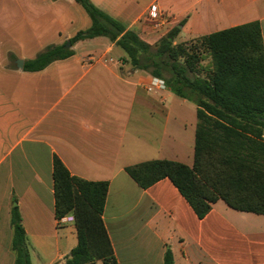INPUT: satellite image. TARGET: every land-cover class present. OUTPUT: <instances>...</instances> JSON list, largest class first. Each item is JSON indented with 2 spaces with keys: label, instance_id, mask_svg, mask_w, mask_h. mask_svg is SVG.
Returning <instances> with one entry per match:
<instances>
[{
  "label": "crops",
  "instance_id": "crops-1",
  "mask_svg": "<svg viewBox=\"0 0 264 264\" xmlns=\"http://www.w3.org/2000/svg\"><path fill=\"white\" fill-rule=\"evenodd\" d=\"M91 1L151 45L181 23L175 43L252 21L264 42V0ZM152 9L165 17L161 28L148 22ZM91 25L75 0H0V264H15L14 208L32 264H66L77 245L75 220L55 214V156L72 175L109 182L102 218L118 264H165L168 250L173 264H264V214L220 199L199 218L170 178L142 188L125 170L156 159L188 164L192 100L169 87L148 91L155 76L107 36L71 44V56L42 70L25 68Z\"/></svg>",
  "mask_w": 264,
  "mask_h": 264
},
{
  "label": "trees",
  "instance_id": "trees-1",
  "mask_svg": "<svg viewBox=\"0 0 264 264\" xmlns=\"http://www.w3.org/2000/svg\"><path fill=\"white\" fill-rule=\"evenodd\" d=\"M75 1L90 15L92 25L70 38L71 44L107 36L123 48L126 61L164 79L175 94L197 105L192 166L156 159L129 165L126 172L142 188L170 178L199 218L220 199L236 210L264 214V42L260 23L252 21L175 43L181 23L151 45L91 0ZM72 54L66 44L53 46L26 61L25 68L42 70ZM206 58L210 63L203 66ZM53 180L56 217L73 214L77 229L78 243L67 255L66 264H118L102 218L109 182L72 175L57 156ZM12 224L15 264H32L18 208L12 211ZM164 262L173 264L171 250Z\"/></svg>",
  "mask_w": 264,
  "mask_h": 264
},
{
  "label": "built area",
  "instance_id": "built-area-1",
  "mask_svg": "<svg viewBox=\"0 0 264 264\" xmlns=\"http://www.w3.org/2000/svg\"><path fill=\"white\" fill-rule=\"evenodd\" d=\"M148 22L156 29L161 28L164 25L165 17L161 12L150 11L148 16ZM167 84L164 79L159 77H153L147 85L148 91H153L155 89H165ZM74 221V216L67 215L60 219V222Z\"/></svg>",
  "mask_w": 264,
  "mask_h": 264
},
{
  "label": "rangeland",
  "instance_id": "rangeland-1",
  "mask_svg": "<svg viewBox=\"0 0 264 264\" xmlns=\"http://www.w3.org/2000/svg\"><path fill=\"white\" fill-rule=\"evenodd\" d=\"M210 63V59L209 58H206V60L204 61V64H207V63ZM167 74V76H169L170 74L169 73H166ZM191 76H192V74H190ZM201 75V74H200ZM204 75V74H203ZM167 87H168V85H167ZM187 105V107H188V111H189V113L191 114L190 115V117H193V113L194 114H196V104L194 103V101H189L188 102V104H186ZM194 148V147H193ZM189 150H191V152L189 151V153L188 154H190L191 153V155H190V157H187L186 159H185V161H187V163L188 164H191V165H193V162H194V150H192V149H189ZM190 162V163H189ZM190 165V166H191ZM94 264H104L102 261H97V262H95Z\"/></svg>",
  "mask_w": 264,
  "mask_h": 264
},
{
  "label": "water",
  "instance_id": "water-1",
  "mask_svg": "<svg viewBox=\"0 0 264 264\" xmlns=\"http://www.w3.org/2000/svg\"><path fill=\"white\" fill-rule=\"evenodd\" d=\"M70 46H71V42L68 41L67 44H66V47L69 48ZM17 63H18V65H19V67H23L24 61H23L22 59H19V60L17 61Z\"/></svg>",
  "mask_w": 264,
  "mask_h": 264
}]
</instances>
